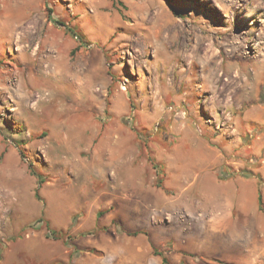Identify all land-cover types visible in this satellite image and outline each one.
<instances>
[{"label": "rangeland", "instance_id": "obj_1", "mask_svg": "<svg viewBox=\"0 0 264 264\" xmlns=\"http://www.w3.org/2000/svg\"><path fill=\"white\" fill-rule=\"evenodd\" d=\"M262 133L264 0H0V264H264Z\"/></svg>", "mask_w": 264, "mask_h": 264}, {"label": "crops", "instance_id": "obj_2", "mask_svg": "<svg viewBox=\"0 0 264 264\" xmlns=\"http://www.w3.org/2000/svg\"><path fill=\"white\" fill-rule=\"evenodd\" d=\"M255 140V141H254ZM253 143L243 144L241 150L251 151L260 156V163L256 167V175L252 177L234 176L231 178L219 179L214 176V170L221 163V157L215 149H212L204 142L198 145L200 159L204 162V169L210 170L206 180L208 182L217 181L224 184L226 190H223L220 197L221 208H224L225 217L232 227L229 229L242 232H259L260 238V257L264 261V134H258L254 138ZM230 150L229 142H226L225 148ZM260 154V155H259ZM214 169V170H213ZM213 171V174H212ZM223 195H228L229 198H223ZM261 197V203L259 201ZM249 238L252 239V233H249ZM260 258V259H261Z\"/></svg>", "mask_w": 264, "mask_h": 264}, {"label": "trees", "instance_id": "obj_3", "mask_svg": "<svg viewBox=\"0 0 264 264\" xmlns=\"http://www.w3.org/2000/svg\"><path fill=\"white\" fill-rule=\"evenodd\" d=\"M56 21V20H54ZM108 73L111 74L110 70H108ZM35 194L37 195V188L35 190ZM259 201L261 203V197H259ZM38 221H41V220H38ZM46 236L47 237H51V238H59L61 236H63L64 232L61 231V230H55L53 228H51L48 224H46ZM164 261H165V258H162Z\"/></svg>", "mask_w": 264, "mask_h": 264}, {"label": "bare ground", "instance_id": "obj_4", "mask_svg": "<svg viewBox=\"0 0 264 264\" xmlns=\"http://www.w3.org/2000/svg\"><path fill=\"white\" fill-rule=\"evenodd\" d=\"M84 106V105H83ZM62 109V108H61Z\"/></svg>", "mask_w": 264, "mask_h": 264}]
</instances>
